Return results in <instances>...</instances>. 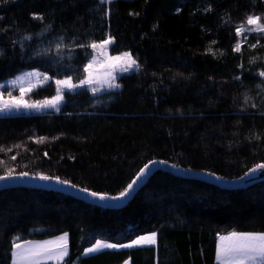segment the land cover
<instances>
[{
  "label": "trees",
  "instance_id": "trees-1",
  "mask_svg": "<svg viewBox=\"0 0 264 264\" xmlns=\"http://www.w3.org/2000/svg\"><path fill=\"white\" fill-rule=\"evenodd\" d=\"M249 15L264 24V0H0V83L21 71L78 83L91 57L80 45L109 36V55L140 65L118 90L65 92L56 113L0 116V176L42 173L115 196L152 160L227 179L264 163V33L233 50ZM55 95L49 82L25 98ZM231 232L264 233V182L225 190L158 171L119 209L0 191V264H11L14 243L62 233L67 264H214L218 236ZM148 233L155 246L81 256L97 240Z\"/></svg>",
  "mask_w": 264,
  "mask_h": 264
},
{
  "label": "snow or ice",
  "instance_id": "snow-or-ice-1",
  "mask_svg": "<svg viewBox=\"0 0 264 264\" xmlns=\"http://www.w3.org/2000/svg\"><path fill=\"white\" fill-rule=\"evenodd\" d=\"M102 3H111V0H101ZM35 19H43L39 16H34ZM261 18L258 16L249 15L246 17V23L254 28H237L236 34L239 36L242 31L255 30L258 33H264V25L260 23ZM113 39L109 36L107 39H103L101 42H92L88 45H80V47H90L95 52L97 49L101 50L100 55H105L109 45L113 43ZM240 43H237L233 49L236 52L240 51ZM65 48L63 40L56 45V52L62 53ZM2 54V52H0ZM91 60L84 65V75L82 78H78V83L74 82L71 75L66 76L63 79H55L50 77L46 73L39 71L25 72L19 75L16 79L10 82L12 87H19V97H14L12 91H8L7 98L3 93H0V114L12 112L13 110H36L52 108L59 111V106L63 101L65 92L75 93L78 89L87 88L94 95L101 92V90H113L119 89L121 85L117 83V73H129L131 71H138L140 65L137 63L136 58L129 52H123L118 56H106V63L104 65L105 71L99 72L96 70V66L100 64L98 56L89 54ZM259 75L264 77V71ZM239 79V77H237ZM54 83L56 86V95L51 99H45L39 102H26L25 97L28 96L34 88L46 83ZM4 87L0 84V88ZM259 139V137H256ZM46 140L45 137H40L35 140V143H43ZM20 147V145H16ZM5 151V149H0ZM7 151H11L8 149ZM47 156V153H45ZM11 159L15 160L13 156ZM157 163L165 164V161H152L151 165ZM173 167H175L173 165ZM13 171L10 169L6 175L0 176V181L10 180L13 177ZM151 171V166L145 164L139 170L136 178L133 179L127 186L119 193V195H107L91 191L89 189L78 187L72 184L68 180H62L59 177H50L49 175L37 173L32 176V179H38L45 183L55 182L59 185H64L68 188L76 189L77 191L84 193L86 196L91 197L96 201H121L126 199L135 186L144 179ZM258 171H264V163L257 164L249 172L245 173V176L250 173H256ZM208 175H213L209 173ZM29 173H19L20 179L27 178ZM220 179L219 177H216ZM218 242L216 245V264H264V233H238L231 232L228 235L218 236ZM157 243L156 233L147 234L131 241L127 244L108 243L101 240H97L92 247L85 250L84 255H90L100 252L105 249H117V248H132L137 246H150ZM69 256V237L65 233L55 240L43 241V242H26L25 244L14 243L12 245V264H46L47 261H55L56 264H67L66 258ZM125 264H128L126 261Z\"/></svg>",
  "mask_w": 264,
  "mask_h": 264
},
{
  "label": "water",
  "instance_id": "water-1",
  "mask_svg": "<svg viewBox=\"0 0 264 264\" xmlns=\"http://www.w3.org/2000/svg\"><path fill=\"white\" fill-rule=\"evenodd\" d=\"M152 161H163V160H152ZM148 162L146 164H149L151 166V171L148 173V175L142 179L134 188V191L124 200L121 201H96L93 200L91 197L86 196L84 193H81L73 188H68L64 185L56 184L53 182L45 183L43 181H40L38 179H32V175H29L27 178L20 179L19 173L13 174V179L6 180V181H0V191L6 190V189H13V188H30V189H37V190H46V191H52V192H58L62 194L69 195L77 200L83 201L87 204H91L94 206H98L105 209H119L125 206L133 197L134 195L139 191V189L152 177V175L158 171H165L173 176H177L184 179L189 180H195L200 181L212 186H216L220 189L225 190H241V189H247L251 187L252 185H255L260 182H264V171H258L256 173H250L249 175L245 176L246 172H249L247 170L244 174H242L239 177L236 178H222L217 179L216 175H208L207 173L199 172V171H193V170H187L184 168H176L173 167L172 164L166 162L165 164L157 163L155 165H151V162ZM144 167V166H143ZM139 173V171H138ZM137 173V174H138ZM137 174L133 179L136 178ZM3 176V175H1ZM132 179V180H133Z\"/></svg>",
  "mask_w": 264,
  "mask_h": 264
},
{
  "label": "rangeland",
  "instance_id": "rangeland-1",
  "mask_svg": "<svg viewBox=\"0 0 264 264\" xmlns=\"http://www.w3.org/2000/svg\"><path fill=\"white\" fill-rule=\"evenodd\" d=\"M100 1H101V0H100ZM105 4H107V3H105ZM258 17H260V16H258ZM260 18H261V17H260ZM260 23H261V25H264V24H262L261 20H260ZM239 28L248 29V28H254V26H249V25H247V23H245V25H243V26H241V27H239ZM257 34H259V33H258L257 31H255V30H252V31H247V30H246V31H242L241 34H240L239 36H237V40H238L237 43H240V45H241V44L245 43L250 37H254V36H256ZM109 46H110V45H109ZM108 49H109V47H108ZM108 49H107L105 55H100V51H101V50H99V49H97L95 52L93 51V49H91V54H92V55H95V56H98V58H99L100 64H98V65L96 66V70L99 71V72H103V71H105V67H104V65H105V63H106V56H112V55H109ZM121 54H122V53H121ZM121 54H118V55H121ZM118 55H114V56H118ZM90 60H91V57L89 58L88 62H89ZM88 62H87V63H88ZM134 71H136V70H134ZM134 71H131V72H129V73H122V74H121V73H117L118 79H119L120 77H122V76H124V75H127V74H130V73H132V72H134ZM25 72H30V71H21L20 73H18V74L15 75L14 77L9 78V79H6V80H4V81H2V82L0 83V84H3V85H4V87L0 88V93H3L4 96H5V98H7V93H8V91H12L14 97H19V95H20L19 87H18V86H17V87H12L11 84H10V82H11L12 80L16 79L19 75H22V74L25 73ZM85 75H86V73H85ZM118 79H117V80H118ZM42 85H44V84H42ZM42 85H41V86H42ZM38 87H40V86H38ZM34 89H35V88H34ZM34 89H33V90H34ZM83 89L88 90V91L90 92V94H92L93 96L100 95V94H102V93H104V92H108V91H115V90H118V89H113V90H101V92L96 93V94L94 95L89 89H87V88H83ZM78 90H81V89H78ZM78 90H77V91H78ZM25 101H26V102H29V101L26 100V98H25ZM30 103H31V102H30ZM62 104H63V101L61 102V104H60V106H59V109H60V107L62 106ZM56 112H58V111L55 110V109H52V108L41 109V110H39V111H36V110H24V109H21V110H19V111L13 110L12 112H9V113L0 114V116H4V115H14V114H22V113L28 114V113H56ZM63 234H65V233L59 234V235L56 236V237L58 238V237H60V236L63 235ZM148 234H151V233H148ZM144 235H147V234H144ZM144 235H141V236H144ZM141 236H140V237H141ZM57 238H54V239H57ZM137 238H139V236L133 238L132 240H130V241L124 243V244L130 243L131 241L136 240ZM101 241L111 243V242L106 241V240H101ZM95 242H96V241H95ZM95 242H94L92 245H90L89 247H92V246L95 244ZM155 245H156V244H155ZM155 245H150V246H155ZM146 246H148V245H146ZM89 247H87V248H89ZM138 247H145V246H137V247H132V248L105 249V250L133 249V248H138ZM87 248H85V249L83 250V252H82V254H81L82 257H84V252H85V250H86ZM102 251H104V250H102ZM97 253H98V252H97ZM94 254H96V253L90 254V256H91V255H94ZM88 256H89V255H88ZM126 261H127V260H126ZM128 261H129V260H128ZM124 262H125V261H124ZM128 263H129V262H128ZM46 264H48V263H46ZM51 264H56V262L51 263Z\"/></svg>",
  "mask_w": 264,
  "mask_h": 264
},
{
  "label": "crops",
  "instance_id": "crops-1",
  "mask_svg": "<svg viewBox=\"0 0 264 264\" xmlns=\"http://www.w3.org/2000/svg\"><path fill=\"white\" fill-rule=\"evenodd\" d=\"M230 233H227V234H223V235H228ZM58 236V235H57ZM140 237V236H139ZM54 238H57L56 236H53V237H50V238H46V239H41V240H29L31 242H43V241H49V240H55ZM29 241H24V242H20V244H25L26 242H29ZM217 242H218V239L216 240V245H217ZM88 255H84V257H87ZM90 256V255H89ZM55 261H47L46 263H54ZM126 262V261H125ZM125 262H123L122 264H125ZM127 262H129L127 260ZM11 264H12V256H11ZM130 264V262L128 263ZM214 264H216V248H215V257H214Z\"/></svg>",
  "mask_w": 264,
  "mask_h": 264
}]
</instances>
